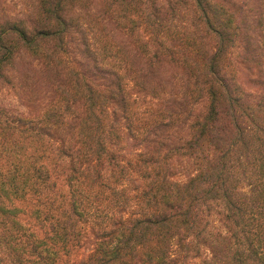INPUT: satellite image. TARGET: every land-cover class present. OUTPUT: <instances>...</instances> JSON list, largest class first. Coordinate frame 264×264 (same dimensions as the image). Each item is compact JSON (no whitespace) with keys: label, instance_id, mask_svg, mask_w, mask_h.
Masks as SVG:
<instances>
[{"label":"trees","instance_id":"16d2710c","mask_svg":"<svg viewBox=\"0 0 264 264\" xmlns=\"http://www.w3.org/2000/svg\"><path fill=\"white\" fill-rule=\"evenodd\" d=\"M17 1L0 264H264V0Z\"/></svg>","mask_w":264,"mask_h":264},{"label":"rangeland","instance_id":"374dc122","mask_svg":"<svg viewBox=\"0 0 264 264\" xmlns=\"http://www.w3.org/2000/svg\"><path fill=\"white\" fill-rule=\"evenodd\" d=\"M3 3H1V5H2V8H4V9H7V10H14L16 7H18L19 5H18V1L17 0H1ZM116 37H117V39H121L122 40V38L121 37H119L118 35H116ZM25 67H26V65L25 66H23L21 69L23 70V71H25ZM18 92V94H19V91H17ZM8 94H7V100H11V104H13V105H15L18 109H24L25 108V106H24V99H23V97H20V98H16V97H14L11 93H12V91H8L7 92ZM34 93H38V89H37V91L35 90V92ZM37 105V102H35V104H34V106H36Z\"/></svg>","mask_w":264,"mask_h":264}]
</instances>
